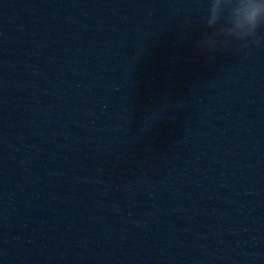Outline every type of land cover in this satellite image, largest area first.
Returning a JSON list of instances; mask_svg holds the SVG:
<instances>
[{
  "label": "water",
  "instance_id": "95a60500",
  "mask_svg": "<svg viewBox=\"0 0 264 264\" xmlns=\"http://www.w3.org/2000/svg\"><path fill=\"white\" fill-rule=\"evenodd\" d=\"M205 15L0 0V264H264V44Z\"/></svg>",
  "mask_w": 264,
  "mask_h": 264
},
{
  "label": "clouds",
  "instance_id": "9594fccd",
  "mask_svg": "<svg viewBox=\"0 0 264 264\" xmlns=\"http://www.w3.org/2000/svg\"><path fill=\"white\" fill-rule=\"evenodd\" d=\"M206 30L196 47L211 62L217 51L232 43L243 47L264 44V0H206Z\"/></svg>",
  "mask_w": 264,
  "mask_h": 264
}]
</instances>
